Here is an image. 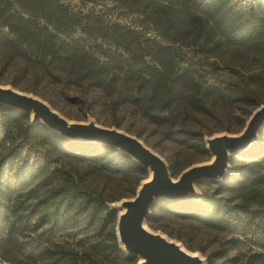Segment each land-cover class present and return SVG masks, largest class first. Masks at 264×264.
<instances>
[{"label": "trees", "instance_id": "obj_1", "mask_svg": "<svg viewBox=\"0 0 264 264\" xmlns=\"http://www.w3.org/2000/svg\"><path fill=\"white\" fill-rule=\"evenodd\" d=\"M114 1L143 15L171 44L104 22L93 12L76 13L60 0H0V84L33 93L53 108L58 107L55 98L66 100L75 84L91 85L131 103L149 93L159 99V106L155 110L146 105L143 115L166 124L165 139L190 143L207 158L203 133L174 127V119L188 110L209 112V98L245 101L248 84H264V0ZM85 39L98 47L96 55ZM223 44L246 48L261 58V65L250 72L234 70V81L218 78L206 68L211 63L206 59ZM235 153L241 161L232 163L220 182L198 181L210 191L158 198L146 223L154 226L164 212L230 231L244 218L264 217V122L258 138ZM76 162L106 174L137 175V182L148 174L116 147L68 138L33 121L28 112L0 105V228H5L0 238L14 239L36 215L32 235L15 239L17 251L27 258L40 264H135L136 256L123 250L116 235L117 212L109 203L118 197L87 187L72 168ZM56 231L72 234L83 250L42 243ZM226 262L224 258L217 264Z\"/></svg>", "mask_w": 264, "mask_h": 264}, {"label": "rangeland", "instance_id": "obj_2", "mask_svg": "<svg viewBox=\"0 0 264 264\" xmlns=\"http://www.w3.org/2000/svg\"><path fill=\"white\" fill-rule=\"evenodd\" d=\"M60 1L76 13L93 12L98 14L104 22L117 23L137 30L141 35L160 40L164 44H171V42L162 40L143 15L131 11L117 1ZM74 35L81 34L76 32ZM97 41L99 45L103 43V47L108 46L101 40ZM85 44L93 54H97L98 47H92V40L85 39ZM110 50L113 51V48L111 47ZM3 54L4 52L0 50V55ZM206 60L211 62L207 64L206 68L211 69L215 76L231 81L238 78L234 70L250 72L258 68L262 61L260 57L247 51L246 48L231 44H223L217 54L209 56ZM5 86L10 85L6 84ZM246 93L247 100L235 103H226L215 98H209L206 101L210 108L209 112L202 113L193 110H188L186 113L180 112L174 119L173 126L200 130L206 145L207 140L215 136L238 135L246 126L252 113L264 106V84H248ZM67 94L66 100L55 98L58 107L54 109L59 114L68 121H93L100 126L116 128L136 137L165 161L173 180H176L186 168L209 163L213 159L211 153L207 158L202 157L199 150L190 143L179 144L165 139L163 133L166 124L152 123L143 115L146 105L152 104L155 110L159 106V99L151 98L149 93L145 99L141 98L139 103H131L123 101L122 97L111 96L91 85L83 84L80 86L75 84L68 88ZM92 96L97 99V102L92 101ZM75 103L77 105H74ZM30 116L32 119L31 113ZM257 138L258 133L254 139ZM239 161H241L240 155L235 151H229L225 172L232 163ZM72 168L76 174H79L78 176L87 187L102 190L110 197H118L117 200L109 203L117 215L123 211L121 201L132 199L140 185L151 176L149 168H146L147 176L138 182L136 181L137 175L106 174L84 163L76 162ZM221 178L218 177L213 180L220 182ZM198 181L193 184V190L189 195H198L204 190H211L208 186L199 184ZM35 220L36 215L31 216L22 229L15 232L14 239L3 236L0 238V264H40L38 260L27 258L17 251L15 241L16 238L20 241L28 239L32 235L31 227ZM144 226L149 231L158 233L195 253L205 264H217L222 262L224 258L227 259L226 264H264V217H256L253 220L244 218L242 223L233 224L230 231H219L195 221L162 212L154 221V226H149L146 220H144ZM0 232L2 234L5 232L4 226L0 228ZM76 240L77 238L67 231H56L48 241L42 243L74 246L82 251L83 249L78 247ZM134 256H136L135 264H140L141 258L137 255Z\"/></svg>", "mask_w": 264, "mask_h": 264}, {"label": "water", "instance_id": "obj_3", "mask_svg": "<svg viewBox=\"0 0 264 264\" xmlns=\"http://www.w3.org/2000/svg\"><path fill=\"white\" fill-rule=\"evenodd\" d=\"M0 104L32 114V120L45 124L59 134L72 139L96 141L125 152L137 163L152 172L135 196L121 201L123 211L117 215L116 235L123 250L139 256L140 264H204L197 255H191L176 242L149 231L144 220L152 203L158 198L180 199L189 196L193 184L200 179L223 177L229 151L243 150L251 144L264 122V106L254 111L238 135H221L207 140L213 155L209 163L192 165L173 180L165 161L136 137L100 126L93 121H68L42 98L0 84Z\"/></svg>", "mask_w": 264, "mask_h": 264}, {"label": "bare ground", "instance_id": "obj_4", "mask_svg": "<svg viewBox=\"0 0 264 264\" xmlns=\"http://www.w3.org/2000/svg\"><path fill=\"white\" fill-rule=\"evenodd\" d=\"M151 172V171H150ZM151 174H152V172H151ZM120 245L122 246V247H124V245H123V243L122 242H120ZM180 247L182 248V249H184L186 252H188L189 254H191V255H195V253H192V252H190V251H188V250H186L184 247H182L181 245H180ZM142 260V259H141ZM205 264V263H204Z\"/></svg>", "mask_w": 264, "mask_h": 264}]
</instances>
